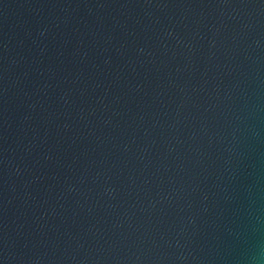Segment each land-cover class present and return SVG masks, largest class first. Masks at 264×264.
I'll return each instance as SVG.
<instances>
[{"label": "water", "instance_id": "water-1", "mask_svg": "<svg viewBox=\"0 0 264 264\" xmlns=\"http://www.w3.org/2000/svg\"><path fill=\"white\" fill-rule=\"evenodd\" d=\"M0 264H264V0H0Z\"/></svg>", "mask_w": 264, "mask_h": 264}]
</instances>
